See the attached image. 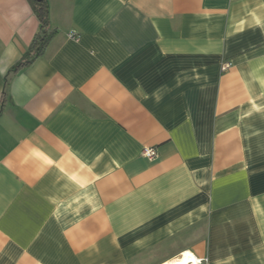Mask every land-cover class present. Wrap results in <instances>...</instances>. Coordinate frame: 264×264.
Wrapping results in <instances>:
<instances>
[{
    "label": "crops",
    "instance_id": "1",
    "mask_svg": "<svg viewBox=\"0 0 264 264\" xmlns=\"http://www.w3.org/2000/svg\"><path fill=\"white\" fill-rule=\"evenodd\" d=\"M49 4L11 74L0 0V264H264V0Z\"/></svg>",
    "mask_w": 264,
    "mask_h": 264
},
{
    "label": "trees",
    "instance_id": "2",
    "mask_svg": "<svg viewBox=\"0 0 264 264\" xmlns=\"http://www.w3.org/2000/svg\"><path fill=\"white\" fill-rule=\"evenodd\" d=\"M40 21L39 31L35 34L28 51L11 69L15 74L32 64L38 57L43 55L54 37L56 30L51 29L49 0H28ZM5 93V92H4Z\"/></svg>",
    "mask_w": 264,
    "mask_h": 264
},
{
    "label": "built area",
    "instance_id": "3",
    "mask_svg": "<svg viewBox=\"0 0 264 264\" xmlns=\"http://www.w3.org/2000/svg\"><path fill=\"white\" fill-rule=\"evenodd\" d=\"M70 37L77 38V35L74 32H71ZM230 65H231L230 63H225V64H223L222 69L226 70L230 67ZM144 155L149 159H154L157 156V152L153 148H146L144 150ZM206 262H207V259H205V258H196L195 257V260H193L189 264H204Z\"/></svg>",
    "mask_w": 264,
    "mask_h": 264
},
{
    "label": "bare ground",
    "instance_id": "4",
    "mask_svg": "<svg viewBox=\"0 0 264 264\" xmlns=\"http://www.w3.org/2000/svg\"><path fill=\"white\" fill-rule=\"evenodd\" d=\"M193 260H195L193 254L191 252H186L184 256L174 262H171V264H187L191 263Z\"/></svg>",
    "mask_w": 264,
    "mask_h": 264
}]
</instances>
